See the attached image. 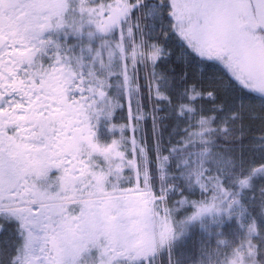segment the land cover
Returning <instances> with one entry per match:
<instances>
[{
  "label": "snow or ice",
  "instance_id": "6c2138e0",
  "mask_svg": "<svg viewBox=\"0 0 264 264\" xmlns=\"http://www.w3.org/2000/svg\"><path fill=\"white\" fill-rule=\"evenodd\" d=\"M0 264H264V0H0Z\"/></svg>",
  "mask_w": 264,
  "mask_h": 264
},
{
  "label": "trees",
  "instance_id": "16d2710c",
  "mask_svg": "<svg viewBox=\"0 0 264 264\" xmlns=\"http://www.w3.org/2000/svg\"><path fill=\"white\" fill-rule=\"evenodd\" d=\"M146 93H147V89H145V95H146ZM133 110H135V103H133ZM124 116L125 117L127 116L126 109L124 112ZM124 122H125L124 119L120 120V123H124ZM144 128L147 132L150 133V131H151V121L150 120L146 124H144ZM128 136H129V133H128ZM136 138H137V140H139V133H136Z\"/></svg>",
  "mask_w": 264,
  "mask_h": 264
},
{
  "label": "rangeland",
  "instance_id": "374dc122",
  "mask_svg": "<svg viewBox=\"0 0 264 264\" xmlns=\"http://www.w3.org/2000/svg\"><path fill=\"white\" fill-rule=\"evenodd\" d=\"M126 113H127V109H126ZM128 123H129V129H128V133H129V139L131 140V138L133 137V135H135L136 136V133L134 134L133 132H132V124H133V122L132 121H128ZM143 126V125H142Z\"/></svg>",
  "mask_w": 264,
  "mask_h": 264
}]
</instances>
